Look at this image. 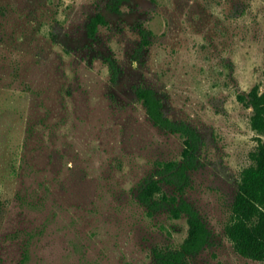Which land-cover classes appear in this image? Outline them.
Segmentation results:
<instances>
[{
	"label": "rangeland",
	"instance_id": "1",
	"mask_svg": "<svg viewBox=\"0 0 264 264\" xmlns=\"http://www.w3.org/2000/svg\"><path fill=\"white\" fill-rule=\"evenodd\" d=\"M112 1L0 0V264H158L155 246L183 242L185 216L138 199L184 148L151 119L140 84L202 135L185 197L212 236L187 264H264L226 231L264 140L239 99L264 90V0H126L120 12ZM98 12L108 24L91 38Z\"/></svg>",
	"mask_w": 264,
	"mask_h": 264
},
{
	"label": "trees",
	"instance_id": "2",
	"mask_svg": "<svg viewBox=\"0 0 264 264\" xmlns=\"http://www.w3.org/2000/svg\"><path fill=\"white\" fill-rule=\"evenodd\" d=\"M126 0H113L110 8L120 12ZM108 24L106 15L98 12L88 22L87 30L95 38L101 26ZM143 43L148 44L147 30H142ZM113 79L120 74L117 63L111 61ZM136 95L145 106L151 119L163 129L180 134L184 138V148L180 160L163 161L156 172L145 179L138 191L139 201L149 211L167 209L188 222V234L179 246H155L153 258L158 264H187L190 256L199 254L210 243L212 232L199 209L185 197L191 182V172L199 162V149L202 135L199 130L184 120H175L166 115L164 103L155 88L140 84ZM239 99L253 108L254 125L264 133V90L259 85L248 93L239 94ZM253 163L244 168L236 192L232 214L226 231L236 250L255 260L264 261V140L259 138L258 145L251 152ZM168 186L171 190H167ZM27 256L17 264H26Z\"/></svg>",
	"mask_w": 264,
	"mask_h": 264
}]
</instances>
